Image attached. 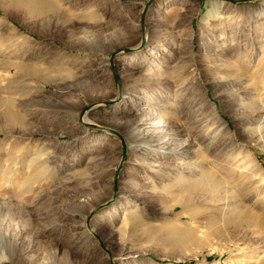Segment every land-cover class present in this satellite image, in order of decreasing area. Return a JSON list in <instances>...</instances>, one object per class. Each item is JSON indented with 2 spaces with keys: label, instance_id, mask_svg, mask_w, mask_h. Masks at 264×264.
<instances>
[{
  "label": "rangeland",
  "instance_id": "374dc122",
  "mask_svg": "<svg viewBox=\"0 0 264 264\" xmlns=\"http://www.w3.org/2000/svg\"><path fill=\"white\" fill-rule=\"evenodd\" d=\"M214 4L222 14L206 18ZM8 9L0 16L24 36L8 55L41 59L48 76L0 91L23 124L0 132L5 264H264V0H61L38 18ZM178 78L184 89L167 83ZM137 105L190 122L199 155L129 147L130 123L147 115ZM209 133L222 149L208 150ZM204 169L222 185L208 198L233 201L258 230L248 244L197 241L192 212L172 208Z\"/></svg>",
  "mask_w": 264,
  "mask_h": 264
},
{
  "label": "bare ground",
  "instance_id": "6f19581e",
  "mask_svg": "<svg viewBox=\"0 0 264 264\" xmlns=\"http://www.w3.org/2000/svg\"><path fill=\"white\" fill-rule=\"evenodd\" d=\"M0 4L3 11L9 17L12 16L8 9L9 6H15L18 11L23 13V16L27 15L29 18H38L51 11L57 12L59 6H61V0H0ZM221 9V4H214L212 9L206 14V18L222 14ZM86 13L90 14L91 12L87 11ZM14 17L19 21H23L22 18ZM17 32V29L12 25L8 17L0 16V69L2 68L9 73L14 69L16 74L14 81L12 80L10 84H5L4 82L6 79L1 76L2 72L0 71V91H19L20 88L23 89L24 87H29L31 85L29 80H40L41 77L46 79L48 76V74L42 71V65L44 63L41 64V59L37 60L32 56L29 59H24L18 54V52L22 53V50L20 49H17L16 52L13 50L14 52L11 55H8L10 49L19 47L21 37H24ZM151 79L153 80V77H150V80ZM167 83L169 86H177L181 89H184L186 84L184 79L179 78L174 79L172 82L168 80ZM133 84H138V82L136 81ZM127 95L128 92L122 96V99L126 98ZM11 104L9 98L0 96V132L5 133L6 135H11L13 133L15 125H23L20 124L22 122L19 116L11 109ZM59 107V105H55V109L58 112H67L66 109H71L70 107H66V109H61ZM138 109L140 112L146 110L147 115L145 118L136 121L135 124L130 123L129 129L131 131V143L129 147L134 151L141 150L144 147H147V150H150L151 152H156V154H159L161 151L167 153L169 152L167 150H170V156H180L182 159H186L192 154H194V156L199 155L200 152L195 148V144L196 141H201L202 138L192 134L193 126H191L190 122L186 121L187 123L179 126L177 125V121H169L167 118L162 119L161 117L154 119V115L149 114V111L145 106L139 107L137 105L134 110L138 111ZM73 113L76 120L81 116L82 122L88 121L89 110L80 111L79 113L76 109ZM263 113L264 110L259 111L258 118L262 117ZM18 133H20V131ZM208 137L211 140L208 145V150L213 149V151H215L218 147L221 149L224 147V144L218 146V144H216L217 142L212 141L214 136L210 133L208 134ZM10 157L9 159L11 160ZM50 158L53 159L55 156ZM189 163L193 162L191 161ZM13 164H15V162ZM14 170L15 169L8 167L4 170V175H10L14 173ZM221 188L222 185L216 177L215 172L211 169H204L197 179H192L184 184V189L188 193V198L180 203L174 204L172 208L175 209L176 206H181L182 210L186 212L188 211L190 214L192 212L194 222L199 226V229L194 236L197 241L198 239L211 241L212 238H218L228 240L237 245L240 243L248 244L250 242V235L258 231L256 229L253 232H250L245 229L249 216L239 209L231 200H213L208 198L209 195L211 196L212 194L219 192ZM213 197L216 196L214 195ZM255 226L259 229L262 228V222L255 223ZM188 240L189 238L183 237L182 241ZM8 261L9 258L5 255L0 258V264H5Z\"/></svg>",
  "mask_w": 264,
  "mask_h": 264
},
{
  "label": "water",
  "instance_id": "95a60500",
  "mask_svg": "<svg viewBox=\"0 0 264 264\" xmlns=\"http://www.w3.org/2000/svg\"><path fill=\"white\" fill-rule=\"evenodd\" d=\"M229 1L234 2V3H237V2H244V1H248V0H229ZM142 25H144L143 24V20H142ZM127 50L130 51L131 49L128 48Z\"/></svg>",
  "mask_w": 264,
  "mask_h": 264
},
{
  "label": "trees",
  "instance_id": "16d2710c",
  "mask_svg": "<svg viewBox=\"0 0 264 264\" xmlns=\"http://www.w3.org/2000/svg\"><path fill=\"white\" fill-rule=\"evenodd\" d=\"M183 264H186V263H183Z\"/></svg>",
  "mask_w": 264,
  "mask_h": 264
}]
</instances>
